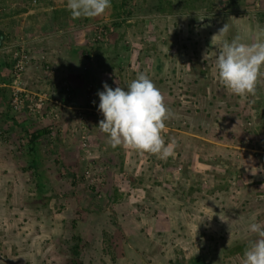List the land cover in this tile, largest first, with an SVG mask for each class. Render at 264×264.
<instances>
[{
    "label": "rangeland",
    "instance_id": "374dc122",
    "mask_svg": "<svg viewBox=\"0 0 264 264\" xmlns=\"http://www.w3.org/2000/svg\"><path fill=\"white\" fill-rule=\"evenodd\" d=\"M47 1L52 2L51 11H60L61 18L71 15L65 0ZM159 1L167 5L165 11L157 9ZM40 3L29 0L27 5L36 8ZM106 11L113 14L106 12L95 18L89 30L85 24H77L87 31L85 52L94 50L100 60L106 53L114 54L113 41L110 50L106 45L114 27L122 26L117 31L133 26L142 30L126 39L131 51L142 47L139 34L149 36L151 31H164L170 35L161 38L169 53L167 64L169 60L172 63L171 72L164 73L171 75L163 88L171 100L172 116L166 121L163 135L166 143L175 141V154L163 160L127 147L122 153L118 147L112 151L115 159L111 162L105 148L109 145L106 134L98 127L103 115L92 102L79 104L75 113L76 148L64 149L59 143L58 107H47V90H33L30 94L34 97L46 95L47 116L38 118L27 112L33 117L28 121H36L39 126L45 124L41 120L46 118L51 122L50 131L39 144L38 166L45 176L39 179L31 168L20 126L11 124L12 135H20L11 138L5 128L6 120L12 118L4 117L0 122V264H72L73 237L83 239L81 264H242L243 253H233L230 248L236 244L250 246L256 237L248 231L249 224L264 223V171H259L264 169V76L254 96L234 95L221 83L215 59L225 40L239 37L246 44L264 40V0H112ZM226 24L228 33L220 35ZM98 27H103L106 35L93 40ZM47 28L36 24V29ZM22 31L28 40L24 36H18L17 41L10 39L14 45L9 58L11 79L3 102L11 115L18 112L10 106L13 52L28 45L31 58L33 45L45 49L46 42H51L52 32L42 35L28 27ZM25 40L29 44H24ZM88 56L80 77L88 90L86 97L90 98L93 80L88 72ZM89 60L94 62L95 57ZM48 61L43 58L41 71L58 79L54 91L48 89L51 95L57 93L55 104L68 105L72 87L65 76L59 75L57 65L53 63L56 72L46 69ZM27 63L21 72L22 83L18 82L26 90ZM109 68L111 75L106 68L101 69L103 79L116 77L128 83L123 70L119 73L117 67ZM197 81H207L206 88V82L200 86ZM216 83L219 86L213 88V95L211 89L202 94ZM53 111L57 116L52 115ZM186 112H194L189 122L184 121ZM80 113L84 115L89 154L80 146ZM98 114L100 119L94 123L101 140L94 144L87 120ZM184 129L197 135L192 149ZM8 138L13 141L10 143ZM121 156L123 166L118 164ZM87 169L91 171L89 177ZM251 169L257 171L256 175ZM194 191L201 197L193 198ZM131 238L135 246L127 245ZM124 257L130 261L125 262Z\"/></svg>",
    "mask_w": 264,
    "mask_h": 264
},
{
    "label": "crops",
    "instance_id": "0c3cea01",
    "mask_svg": "<svg viewBox=\"0 0 264 264\" xmlns=\"http://www.w3.org/2000/svg\"><path fill=\"white\" fill-rule=\"evenodd\" d=\"M28 1L29 0H0V112H2L4 115L2 116V118L0 116L1 118L0 122L5 119L4 117L12 118V119L9 118L10 120H6L7 127L5 128L6 133L11 138H14L13 136H15V138L20 137V135L18 134L12 135L14 132H12L13 129L11 124L14 126H18V125L20 126L22 136L26 143V150H27V154H28L27 156L29 162L31 159L34 158L40 161L39 144L41 142L42 137L46 136V134L50 131L49 126L51 122L48 121V118H46L47 120L45 121L41 120L42 122H45L43 126L37 125V123H35L36 121L34 122L35 124L33 123L35 125L34 126L30 121H28V120H33V117H31L30 114H28L25 110L18 111L13 115H11L10 113H8L7 110H5V108H7L6 105L7 103L5 102L6 104H4L3 102L4 94L5 92L8 93L9 80L11 79L8 73L10 71L9 58L11 55V50L14 48V45L12 44V42H10V39L11 40L15 39L17 41L18 36L22 37V39L24 36L28 40V35L25 36L22 34V32L26 31V30L22 31L23 28H27V27L31 29L35 28V30L38 31V33H41L42 35H44V33L50 34V32H52L50 35L51 42L50 43L46 42L48 46L47 47L44 46L45 49H43V47L40 48L39 44L37 45L35 44L32 46L33 52L31 53V58L30 56L28 58L29 62L27 63V70H26L27 73L24 76L26 78V82H28L27 85L28 91L34 92L33 90H37V91L47 90V93L48 94L50 93L49 99L47 100L48 101L47 107H49V105L50 108H52L54 105L58 107L59 117L61 120V124H60L61 132L59 136V143L61 146L64 147V149L76 148V141H77L76 116H75L76 110L78 109V106H80L79 104H86L88 102L90 103L92 102L93 106L98 107L100 100L97 93L98 91H103V84H104L101 81H106V83L113 89H115L116 87L126 88L127 85L138 76V74L145 73L149 76V78L153 81L155 86L163 94L167 107L169 109L171 108L170 97L168 96V93H166L165 88H163V86L166 87L164 82L167 83L170 82L169 78L171 75H165L164 73L171 72L172 63L169 60L167 64V60L165 58L169 55V53L164 45L166 41L161 40V38H165V36L166 38H170L169 33H165L164 31H161L158 33H163V34L159 35L158 33L151 31V34L152 33L154 34L153 36H151L150 33L149 36H147V34H142V35L139 34L140 39H142L139 40L142 42V47L135 48V50L131 51L128 49V47H126L127 45L126 39H130L133 36V33L136 34L137 33L136 30H138V28L133 26L130 28L129 27L122 28L120 29V31H117V29H119L122 26L116 28L114 27L113 31L108 37L109 41L106 44L107 50H110V48L112 47L110 43L111 41H113L114 48L112 49V51L114 54L110 56L108 55V53H106V56H104L105 58L100 60L98 59L99 56L96 57V55L93 53L95 52L94 50H90V52L88 51L89 53L85 52L86 47H88L87 45L88 38L86 37L87 31L82 30V26L81 28H79L78 26L79 25L78 23H83L86 25L85 29L89 30V25L92 23V21L95 20V18L81 17V18L73 19V17L70 14L67 17L61 18L59 16V14H61L60 11H51L50 8L53 7L52 2H48L47 0H43V1L39 0L41 2L40 4H38L39 7L31 8L27 5ZM65 1L67 5V0ZM163 5L165 9L162 11H165L167 5L165 4ZM111 14L113 13H109V16H111ZM39 23H41L42 25L44 24V26H47L48 28L43 30L36 29V24ZM73 23H76V25L78 24L77 25L78 28H76L74 26L75 24ZM33 36H37V35H33ZM126 36L128 37L126 38ZM250 38L254 39L252 35ZM33 39L35 38H32V40ZM24 42L28 43V41L26 40L23 41V43ZM254 43H256V41H254ZM146 44L148 45L149 48L146 47L147 46ZM23 46L28 47V45H23ZM86 56H88L87 64H89V69H88L89 76L93 80V88L90 98L86 97V91L88 90L86 89L85 82L81 80L80 77L81 68L86 63ZM90 56L95 57L94 62H91L89 60ZM43 58L47 61L49 60L48 62L51 61L52 62V63L50 62L51 66H53V63L57 65L56 68H58L59 70V75L61 77L65 76L66 79L69 81L73 90V97L71 99V102L69 101L70 104L68 105L55 104L54 99L57 93H55V95H51V92L48 88H51V91L53 92L54 89L56 88L55 86H57L58 84L57 83L58 79L55 78L56 79L55 81L53 79L54 77L45 73L44 71H41L40 63L43 60ZM11 61H13V59H11ZM120 62H123V64H120ZM109 67H113V68L117 67L119 73H121V70H123L124 73L123 78L124 75H126V77H129V79L127 80L128 83L125 81H123L122 83V81L120 82V80L117 79L116 77L103 79L102 76L104 74H102V72L100 71L102 68L103 69L106 68V70H108L107 73L111 75L112 69H110ZM201 79L203 78L198 77V80ZM203 82H206L204 86L206 88L207 81H200V82L197 81V83H200V86L203 85ZM218 86L219 85L217 83L214 87L213 85H211L210 88H207L206 90L202 91V94L205 95L206 92H208V90L211 89L213 95L214 94L213 88L214 89L218 88ZM223 87L221 88L223 89ZM194 92H192L191 94H193ZM203 95H200V97H202ZM187 96L192 99L191 96L189 95ZM214 96L215 98H217V95ZM190 107H192V105H190ZM193 113L194 112L189 114L186 112L185 116L187 117H185L184 121L189 122L191 120V116L193 115ZM95 114L96 113H94V115ZM100 114H98L97 118L92 116L89 117L90 119L87 120L89 127V135L91 137L92 143L94 144L101 140V137L99 136L100 130L98 129L97 125L94 123L97 119H100L101 116ZM45 116H47V111L44 110V116L42 118H44ZM39 117L40 116H38V118ZM2 127H5V124H2ZM31 133L37 134L36 144L32 149H31V143H29L27 139V137L29 136V134L31 135ZM183 133L189 135V141L187 143L189 149L194 148L195 147L194 144L196 142L195 136L197 135L185 129ZM11 138L10 139L8 138V141L10 143L13 141L11 140ZM119 147L122 149V153H123V146H119ZM105 148L109 151V157L112 162V158L115 159V154L112 152L113 148L110 145L106 146ZM222 152H224V150ZM112 154H114V156H112ZM118 164L119 166H123L122 156L120 157ZM44 176L45 174H43V176L41 177L43 178ZM39 177L40 176H38V178ZM216 182L217 180L214 179V184ZM261 184L264 185V181L261 182ZM197 193H198L197 191L192 192L193 198L201 197V195L200 194L198 195ZM259 197L261 196L259 195ZM221 205L222 203L220 202V206ZM154 230H157V227ZM136 239L138 240L139 237L136 236ZM127 245L135 246L134 239L133 238L128 239ZM123 259L125 262L130 261V259L127 257H124Z\"/></svg>",
    "mask_w": 264,
    "mask_h": 264
},
{
    "label": "clouds",
    "instance_id": "9594fccd",
    "mask_svg": "<svg viewBox=\"0 0 264 264\" xmlns=\"http://www.w3.org/2000/svg\"><path fill=\"white\" fill-rule=\"evenodd\" d=\"M111 4L112 0H67L66 7L73 19L96 18L104 15ZM228 31L226 24L219 34L226 35ZM215 69L232 94L254 96L259 79L264 76V40L252 44L240 42L239 37L225 40L217 53ZM97 95L98 111L103 115L98 127L113 149L123 146L163 160L174 156L175 141L166 143L163 135L172 113L147 74H138L126 88L113 89L105 82ZM251 172L257 173L252 169ZM248 231L256 239L245 249L242 264H264V223H250Z\"/></svg>",
    "mask_w": 264,
    "mask_h": 264
},
{
    "label": "built area",
    "instance_id": "2783aa9c",
    "mask_svg": "<svg viewBox=\"0 0 264 264\" xmlns=\"http://www.w3.org/2000/svg\"><path fill=\"white\" fill-rule=\"evenodd\" d=\"M106 31L103 27H98L93 35V40L105 37ZM21 48L19 50H15L12 54V58L14 59V64H13V70H12V77H13V84L12 85V91L10 95V106L15 110V111H20L23 109H26L30 114L32 115H39L40 118L44 116V112H42L43 108L45 107V99L46 95L44 94H37V97L32 96L29 94L24 88H21L18 84V82L22 83V78H21V72L23 71L25 67V63L28 60V55L30 49L25 46H20ZM46 69L51 72H56L54 67L51 65H47ZM65 84V83H63ZM67 90L70 91V88L67 86ZM53 116H57L56 112L53 111L52 113ZM79 115V114H78ZM79 119L81 122L79 123V131H80V146L83 150H87V153L89 154L90 152L88 151V135L86 131V127L84 123L82 122V119H84V115L80 113ZM90 170L87 169L85 174L86 177L90 176ZM95 178V177H94ZM93 178V179H94ZM91 179V180H93Z\"/></svg>",
    "mask_w": 264,
    "mask_h": 264
},
{
    "label": "trees",
    "instance_id": "16d2710c",
    "mask_svg": "<svg viewBox=\"0 0 264 264\" xmlns=\"http://www.w3.org/2000/svg\"><path fill=\"white\" fill-rule=\"evenodd\" d=\"M163 2H159V4L157 5V9L158 10H164L165 7L163 5ZM36 138H37V134L36 133H31V135L29 134V136L27 137L28 142L31 143V149L34 148L35 144H36ZM39 160H37L36 158L31 159L30 160V166L31 168L36 172L37 175L39 176H43L42 171L39 169ZM76 240L75 243L73 245L70 246V254L72 255L71 258V262L72 264H81L80 258H79V253L80 250L82 249V241L83 239L80 237H73L72 240ZM249 246H244L243 244H236L234 245L232 248H230L231 252H235L238 251L239 253H244L245 249L248 248ZM194 264H207V263H202L200 261H197Z\"/></svg>",
    "mask_w": 264,
    "mask_h": 264
},
{
    "label": "bare ground",
    "instance_id": "6f19581e",
    "mask_svg": "<svg viewBox=\"0 0 264 264\" xmlns=\"http://www.w3.org/2000/svg\"><path fill=\"white\" fill-rule=\"evenodd\" d=\"M26 63H27V61H26ZM13 64H14V62H13ZM26 90V89H25ZM29 94H30V91H28V90H26ZM46 99H47V97H46ZM46 99H45V101H46ZM45 104V103H44ZM45 107L42 109L43 111L42 112H44V110H45V108H46V105H44ZM23 110H25L26 112H28L26 109H23ZM21 111V110H20ZM38 115V114H37ZM39 116V115H38Z\"/></svg>",
    "mask_w": 264,
    "mask_h": 264
}]
</instances>
